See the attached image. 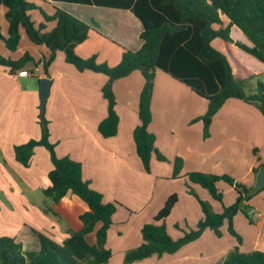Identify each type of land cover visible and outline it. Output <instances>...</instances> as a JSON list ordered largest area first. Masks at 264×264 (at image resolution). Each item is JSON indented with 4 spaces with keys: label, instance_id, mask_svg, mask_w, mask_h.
I'll return each mask as SVG.
<instances>
[{
    "label": "crops",
    "instance_id": "1",
    "mask_svg": "<svg viewBox=\"0 0 264 264\" xmlns=\"http://www.w3.org/2000/svg\"><path fill=\"white\" fill-rule=\"evenodd\" d=\"M29 1L49 15L54 9H61L90 26L88 38L75 49L81 58L96 56L98 63L114 67L120 63L124 51H138L143 44L142 22L130 9L102 6L94 1L90 4L74 0ZM5 12L0 5V30L4 37L8 31ZM30 15L36 25L44 23L38 10ZM228 24L229 19L221 15V23L213 28L219 30ZM53 27V23L46 24L45 31ZM230 36L233 42L215 38L211 44L227 57L236 78L255 87L252 80L264 74V64L236 45L252 46L238 27H231ZM25 54L33 60L20 70L12 73L0 65V237H13L22 244L24 252L40 251L35 231L62 244L71 234L82 230L81 216L89 211L88 205L72 192L58 203L45 194L53 169L45 147L34 148L28 166L16 160L15 146L41 138L40 82L44 78L51 80L44 111L57 156L79 162L83 179L102 194L104 203H117L106 237L105 247L111 252L107 264H126V253L143 243L142 227L153 222L173 194L178 201L165 219L168 234L177 240L184 231L196 228L203 212L198 200L188 193L189 173L229 175L255 191L254 170L259 171L264 165V115L255 105L236 98L226 100L212 119L210 136L204 138L201 117L207 111L208 100L157 69L148 130L155 136L157 150L168 161H159L153 155L151 171L147 173L133 138L140 123L138 107L145 81L140 71L114 82L118 132L105 138L98 127L108 115V104L102 94L108 76L91 70L78 71L61 51L47 75L41 61L49 57L50 50L31 43L24 30L15 52H9L0 43V55L5 58L16 61ZM21 70L30 75H18ZM176 158L182 159L183 166L179 176L173 178ZM189 184L216 213L237 200L234 188L223 181L217 183L223 193L222 202L214 200L200 185ZM247 205L252 220L242 212L233 219L234 229L242 238L239 249L242 253H264V187L257 190ZM101 225L98 223L86 236L89 245L96 244V232ZM220 230L221 237L206 229L199 239L176 253L152 255L131 264H222L238 242L229 233L226 221Z\"/></svg>",
    "mask_w": 264,
    "mask_h": 264
},
{
    "label": "trees",
    "instance_id": "2",
    "mask_svg": "<svg viewBox=\"0 0 264 264\" xmlns=\"http://www.w3.org/2000/svg\"><path fill=\"white\" fill-rule=\"evenodd\" d=\"M74 1L89 4L94 1L95 4L102 6L130 9L142 22L141 48L135 52L124 51L120 63L114 67L106 63H98L96 56L81 58L76 54L75 49L88 38L90 26L61 9H54L49 15L35 2L29 0H0V5L6 9L5 19L8 23L6 37L0 30V43H3L9 52H15L20 44L21 32L24 30L31 43L37 46L44 45L50 50L49 57L41 61L47 75L48 68L59 51L65 54L66 61L78 71L91 70L107 75L108 81L102 88V94L108 104V115L98 127L100 134L105 138L113 137L118 132L119 117L115 110L114 82L134 71H140L145 81L138 107L140 123L133 132V138L137 155L147 173L151 171L153 155L159 161H168L157 150L155 136L148 130L152 122L151 99L157 69L187 84L199 96L208 100L207 111L201 117L204 123V138L210 136L214 115L230 98L255 105L264 115V84L259 82L257 93L248 94L246 82L234 76L227 57L211 44L215 38L233 42L230 29L236 26L249 39L252 46L241 43L236 45L264 64V0ZM35 10L40 12L44 23L36 25L32 20L30 13ZM221 15L229 19V24L226 28L215 30L213 25L221 23ZM49 23H53L54 27L45 31L46 24ZM32 60L29 54L16 61L0 55V65L9 68L12 73L22 69ZM39 124L40 140H30L15 146L16 160L28 166L34 148L45 147L50 153L53 164V169L49 172L51 184L45 190V194L54 203H58L68 192H72L88 205L89 211L81 216L82 230L71 234L62 244L35 231L41 246L37 253L24 252L22 244L16 242L13 237H0V264H107L111 252L105 247L106 237L112 225V216L116 211L117 203H104L102 194L93 190L83 179L82 165L79 162L57 156L55 145L50 141L49 121L44 110L40 111ZM182 166V159L176 158L173 162V178L179 176ZM254 172L257 174L258 169ZM220 181L233 187L238 196L235 203L224 206L223 212L216 213L208 202L197 196L189 183L200 185L214 200L222 202L223 193L217 187ZM188 182L186 185L188 193L198 200L203 212V218L196 228L184 231V235L177 240L168 234L165 219L178 201L176 194L171 195L154 216L153 222L142 227L143 243L126 253V264L152 255L176 253L186 244L199 239L206 229H211L221 237L220 229L225 221L228 223L229 233L236 238L238 245L227 255L222 264H264L263 252L240 251L242 238L235 231L233 224L234 216L239 212L252 220L250 207L247 205L256 194L252 192V187L236 182L229 175L200 172L189 173ZM98 223L102 225L96 232V244L89 245L86 236L95 230Z\"/></svg>",
    "mask_w": 264,
    "mask_h": 264
},
{
    "label": "water",
    "instance_id": "3",
    "mask_svg": "<svg viewBox=\"0 0 264 264\" xmlns=\"http://www.w3.org/2000/svg\"><path fill=\"white\" fill-rule=\"evenodd\" d=\"M40 86V99H41V110H44L46 101L50 92L51 80L44 78L41 80ZM264 187V166H262L256 176L255 191L252 188V192L256 193L258 189Z\"/></svg>",
    "mask_w": 264,
    "mask_h": 264
},
{
    "label": "rangeland",
    "instance_id": "4",
    "mask_svg": "<svg viewBox=\"0 0 264 264\" xmlns=\"http://www.w3.org/2000/svg\"><path fill=\"white\" fill-rule=\"evenodd\" d=\"M72 15V14H71ZM37 81V80H36ZM252 82L255 83V87L251 86L248 84V86L246 85V92L248 94H254V93H257V89H256V85L257 83H262L264 84V74L260 75V76H257L255 77V79L252 80Z\"/></svg>",
    "mask_w": 264,
    "mask_h": 264
},
{
    "label": "built area",
    "instance_id": "5",
    "mask_svg": "<svg viewBox=\"0 0 264 264\" xmlns=\"http://www.w3.org/2000/svg\"><path fill=\"white\" fill-rule=\"evenodd\" d=\"M18 75H20V76H29L30 73H29L27 70H21V71L18 73Z\"/></svg>",
    "mask_w": 264,
    "mask_h": 264
}]
</instances>
